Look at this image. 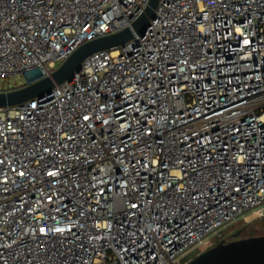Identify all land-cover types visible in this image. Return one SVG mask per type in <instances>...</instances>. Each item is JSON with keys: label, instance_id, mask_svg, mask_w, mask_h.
Here are the masks:
<instances>
[{"label": "built area", "instance_id": "obj_1", "mask_svg": "<svg viewBox=\"0 0 264 264\" xmlns=\"http://www.w3.org/2000/svg\"><path fill=\"white\" fill-rule=\"evenodd\" d=\"M148 2L0 0V76L37 81ZM248 211L264 215V0H158L143 34L0 106V264H183Z\"/></svg>", "mask_w": 264, "mask_h": 264}, {"label": "water", "instance_id": "obj_2", "mask_svg": "<svg viewBox=\"0 0 264 264\" xmlns=\"http://www.w3.org/2000/svg\"><path fill=\"white\" fill-rule=\"evenodd\" d=\"M157 2L158 0H149L144 11L130 26L78 46L49 75L20 87L0 91V106L19 104L48 94L55 85L69 79L82 61L92 53L121 45L135 34H143L149 20L154 16ZM240 232L236 231L230 240L221 239L184 264H264V234L239 237Z\"/></svg>", "mask_w": 264, "mask_h": 264}, {"label": "rangeland", "instance_id": "obj_3", "mask_svg": "<svg viewBox=\"0 0 264 264\" xmlns=\"http://www.w3.org/2000/svg\"><path fill=\"white\" fill-rule=\"evenodd\" d=\"M25 83L26 77L23 74H14L9 77L0 76L1 88H15ZM238 230L241 231L239 233V237L264 234V215L257 216V214H252L250 211L239 215L236 219L221 226L215 232L210 233L209 236L211 237V240L209 241L206 248L215 245L223 238L227 237V240L232 239V235ZM204 249L191 247V249L188 251V254L182 258L181 262L184 264Z\"/></svg>", "mask_w": 264, "mask_h": 264}, {"label": "flooded vegetation", "instance_id": "obj_4", "mask_svg": "<svg viewBox=\"0 0 264 264\" xmlns=\"http://www.w3.org/2000/svg\"><path fill=\"white\" fill-rule=\"evenodd\" d=\"M225 239H227V237Z\"/></svg>", "mask_w": 264, "mask_h": 264}]
</instances>
